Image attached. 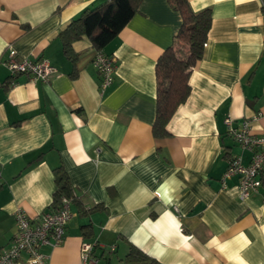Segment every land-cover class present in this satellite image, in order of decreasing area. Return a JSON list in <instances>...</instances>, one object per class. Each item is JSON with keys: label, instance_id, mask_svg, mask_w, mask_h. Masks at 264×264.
<instances>
[{"label": "crops", "instance_id": "obj_1", "mask_svg": "<svg viewBox=\"0 0 264 264\" xmlns=\"http://www.w3.org/2000/svg\"><path fill=\"white\" fill-rule=\"evenodd\" d=\"M103 1L0 0V252L18 208L34 218L52 210L61 166L77 201L63 243L40 249L46 264H82L81 244L95 242L115 245L118 257L132 245L161 264H264V184L240 200L237 176L221 180L231 156L249 161L224 119L235 127L247 120L264 135V4L188 0L194 12L210 10L211 25L190 94L168 122L169 136L155 138V64L176 45L180 15L169 0H141L101 50L116 58L101 94L97 50L82 37L72 43V63L59 34ZM9 48L54 71L45 81L11 75L1 63ZM26 258L16 264H30Z\"/></svg>", "mask_w": 264, "mask_h": 264}, {"label": "trees", "instance_id": "obj_2", "mask_svg": "<svg viewBox=\"0 0 264 264\" xmlns=\"http://www.w3.org/2000/svg\"><path fill=\"white\" fill-rule=\"evenodd\" d=\"M264 4V0H261ZM141 0H104L85 9L78 17L60 32L63 54L74 63L77 55L72 49V43L87 37L94 49L101 51L127 25L137 12ZM171 6L178 11L181 24L175 36L176 45L166 48L155 64L157 81L155 119L152 133L155 138L168 137L166 126L177 108L183 104L190 94L188 84L192 68L201 59L204 45L211 25V12L204 9L194 12L188 0H169ZM177 45L187 48L182 55ZM56 174V190L53 193L52 209H57L62 198L71 202L77 197L69 183L68 176L61 166L54 169ZM84 235L91 234V226L83 225ZM107 252L101 264H161L150 258L134 246L118 257Z\"/></svg>", "mask_w": 264, "mask_h": 264}, {"label": "built area", "instance_id": "obj_3", "mask_svg": "<svg viewBox=\"0 0 264 264\" xmlns=\"http://www.w3.org/2000/svg\"><path fill=\"white\" fill-rule=\"evenodd\" d=\"M1 63L11 75H27L33 80L45 81L54 71L43 60H31L18 58L14 49L9 48L5 59ZM93 67L99 75V90L103 94L113 83L116 58L106 55L102 51H96ZM227 134L234 140L242 152L249 153V161L243 163L241 155H234L228 159V165L222 175V183L233 176H237L238 198L244 200L252 193L257 192L264 184V135H255L251 132L250 122L241 121L239 127L233 125V118L227 116L224 119ZM2 172L0 170V181ZM71 201L62 198L57 209L42 213L38 217L28 216L22 209L14 212L16 231L6 248L0 252V264H16L22 254H26V262L30 264H46L47 255L41 252V248L60 246L64 241L66 226L71 219ZM107 251L113 253L115 245L106 247L101 243H82L80 258L82 264H100L95 252Z\"/></svg>", "mask_w": 264, "mask_h": 264}]
</instances>
